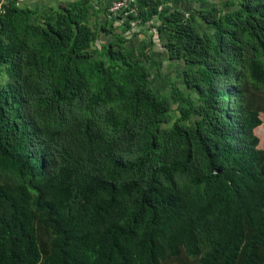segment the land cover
<instances>
[{"label":"trees","instance_id":"obj_1","mask_svg":"<svg viewBox=\"0 0 264 264\" xmlns=\"http://www.w3.org/2000/svg\"><path fill=\"white\" fill-rule=\"evenodd\" d=\"M123 1L0 3V264H264V0Z\"/></svg>","mask_w":264,"mask_h":264},{"label":"crops","instance_id":"obj_2","mask_svg":"<svg viewBox=\"0 0 264 264\" xmlns=\"http://www.w3.org/2000/svg\"><path fill=\"white\" fill-rule=\"evenodd\" d=\"M13 0H0V3H7ZM17 2V5L20 7L28 6V7H35L36 5H42V6H58L60 3L66 2L68 0H15ZM69 1H74V0H69ZM113 1L116 0H94V3L96 5L102 6L104 9L109 7V4ZM133 40L138 41L140 43V36H138L136 39L134 38ZM154 56L164 62V65L167 63L165 61V54L163 53V49L161 48L160 44L156 43L154 47ZM166 72H164V75ZM159 79V78H158ZM163 83V82H162Z\"/></svg>","mask_w":264,"mask_h":264},{"label":"rangeland","instance_id":"obj_3","mask_svg":"<svg viewBox=\"0 0 264 264\" xmlns=\"http://www.w3.org/2000/svg\"><path fill=\"white\" fill-rule=\"evenodd\" d=\"M217 2H218V0H217ZM110 5L111 4H109V6ZM203 28H206V26H203ZM157 43L160 44L159 41H157ZM131 44L134 45L133 43H131ZM173 70H174L173 67L170 68L167 64H165L164 65V72H166V74L163 75V78L165 79V80L164 79L163 80L165 82H168V83L175 82L176 84H180L179 79H177V77L175 75H173ZM154 78H155L154 83H156L155 84L156 89L164 91L166 89V86L161 83L162 78L161 79H157L156 77H154ZM261 117L263 119V123L257 128L256 132L261 139L260 144H259V148L264 150V112H261Z\"/></svg>","mask_w":264,"mask_h":264},{"label":"built area","instance_id":"obj_4","mask_svg":"<svg viewBox=\"0 0 264 264\" xmlns=\"http://www.w3.org/2000/svg\"><path fill=\"white\" fill-rule=\"evenodd\" d=\"M110 4L111 5L108 7V11L111 13H115L126 6V1L116 0L111 2Z\"/></svg>","mask_w":264,"mask_h":264}]
</instances>
